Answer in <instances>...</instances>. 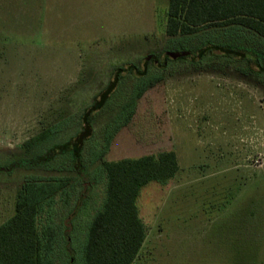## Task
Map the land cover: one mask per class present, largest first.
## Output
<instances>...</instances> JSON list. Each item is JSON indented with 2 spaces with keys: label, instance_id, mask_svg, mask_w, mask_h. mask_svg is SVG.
Wrapping results in <instances>:
<instances>
[{
  "label": "rangeland",
  "instance_id": "374dc122",
  "mask_svg": "<svg viewBox=\"0 0 264 264\" xmlns=\"http://www.w3.org/2000/svg\"><path fill=\"white\" fill-rule=\"evenodd\" d=\"M168 3L0 0V225L14 215L25 182L70 178V198L59 195L39 220L40 230L51 225L58 234L55 264H69V257L75 264L86 226L104 203L107 179L101 160L93 157L103 149L115 115L122 119L138 75L124 76L94 119L83 161L86 183L92 175L97 182L83 202L82 176L70 157L36 170L11 171V165L24 157V143L46 130L58 132L49 146L76 136L82 114L116 68L143 69L151 56L167 66L150 65L148 75L159 79L137 100L130 122L103 157L120 161L167 151L178 156L175 178L140 192L137 206L147 237L133 264H264V76L221 57L177 61L182 57L172 54L184 56L183 50L234 45L240 38L232 35L240 32L220 28L170 39ZM255 38L261 43L243 45L264 57V39Z\"/></svg>",
  "mask_w": 264,
  "mask_h": 264
},
{
  "label": "trees",
  "instance_id": "16d2710c",
  "mask_svg": "<svg viewBox=\"0 0 264 264\" xmlns=\"http://www.w3.org/2000/svg\"><path fill=\"white\" fill-rule=\"evenodd\" d=\"M220 28L240 32L232 35L240 39L234 45L208 44L196 50H183L187 56L177 61L189 59L199 62L221 57L226 61L243 62L249 73L264 76V57L245 46L247 42L254 46L260 44L256 35L264 39V0H169L165 23L168 38L178 40ZM166 59L168 63L170 58ZM153 63L163 69L167 66L161 63L160 57L151 56L146 58L143 69L137 65L116 68L112 80L82 114L81 130L76 136L67 142L49 146L58 132L46 130L26 141L24 157L11 165V171L17 167L36 170L52 166L58 158L70 157L74 170L82 176L80 203L83 202L87 192L91 191L90 187L97 182L96 176L92 175L91 183H86L83 161L86 144L95 134L94 119L118 93L123 77L138 75L132 99L121 108L122 119L118 118L119 114L115 115V125L112 128L108 126L103 149L93 157V162L101 160V172L106 175V198L86 226L81 253L77 254L75 264H133L147 237L137 206L140 192L152 182L167 184L180 170L174 151L120 161L103 159L116 132L130 122L137 100L159 79L148 75ZM69 185L68 177H51L42 181L30 180L20 187L14 215L0 225V264H55L53 255L58 234L51 225L40 230L39 220L45 206L51 208L59 195H67V200L70 198L71 194L66 191ZM73 220L71 218L70 221ZM71 224H68L69 234ZM69 258V264H74V260Z\"/></svg>",
  "mask_w": 264,
  "mask_h": 264
},
{
  "label": "water",
  "instance_id": "95a60500",
  "mask_svg": "<svg viewBox=\"0 0 264 264\" xmlns=\"http://www.w3.org/2000/svg\"><path fill=\"white\" fill-rule=\"evenodd\" d=\"M186 55L187 54L185 53L184 56H186ZM172 56H174V57H183V55H179V54H176V55L172 54Z\"/></svg>",
  "mask_w": 264,
  "mask_h": 264
}]
</instances>
